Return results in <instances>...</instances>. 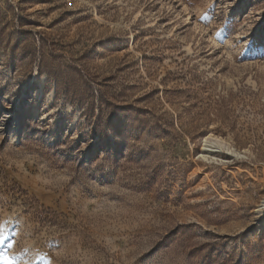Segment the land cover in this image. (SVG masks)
Returning <instances> with one entry per match:
<instances>
[{
  "label": "rangeland",
  "instance_id": "374dc122",
  "mask_svg": "<svg viewBox=\"0 0 264 264\" xmlns=\"http://www.w3.org/2000/svg\"><path fill=\"white\" fill-rule=\"evenodd\" d=\"M42 51L149 127L55 100ZM0 233V264H264V0H0Z\"/></svg>",
  "mask_w": 264,
  "mask_h": 264
},
{
  "label": "trees",
  "instance_id": "16d2710c",
  "mask_svg": "<svg viewBox=\"0 0 264 264\" xmlns=\"http://www.w3.org/2000/svg\"><path fill=\"white\" fill-rule=\"evenodd\" d=\"M39 56L38 72L41 76H45L47 85H53L55 100L64 97L66 103L76 106L81 111V117L86 120L93 118L94 101H97L101 107L107 106V109L115 115L116 124L120 126V139L123 142L128 141L129 138H124L123 134L133 136L131 138L133 139L140 129L145 130L149 127L147 119L142 116L143 111L139 108L133 105L113 106L101 93L98 95L91 85V78L84 74V69L73 67L71 64L64 66L49 61L44 51ZM188 87L186 91H179L181 96L186 97V104H189L187 101L190 100V93L194 95L193 98H196L199 90L192 85ZM99 111L102 112V108ZM98 136L102 139L103 133H99ZM120 157L121 155H113L108 158L110 161H117Z\"/></svg>",
  "mask_w": 264,
  "mask_h": 264
},
{
  "label": "bare ground",
  "instance_id": "6f19581e",
  "mask_svg": "<svg viewBox=\"0 0 264 264\" xmlns=\"http://www.w3.org/2000/svg\"><path fill=\"white\" fill-rule=\"evenodd\" d=\"M204 143H205V144H204V145H205V146H204L205 148H207V145H208V144H218L217 141L211 140V139H209V137H208V139H205V140H204ZM204 151L207 152L208 150H207V149H204Z\"/></svg>",
  "mask_w": 264,
  "mask_h": 264
},
{
  "label": "snow or ice",
  "instance_id": "6c2138e0",
  "mask_svg": "<svg viewBox=\"0 0 264 264\" xmlns=\"http://www.w3.org/2000/svg\"><path fill=\"white\" fill-rule=\"evenodd\" d=\"M4 242V236L2 233H0V244H3ZM9 247H11V245H8Z\"/></svg>",
  "mask_w": 264,
  "mask_h": 264
}]
</instances>
